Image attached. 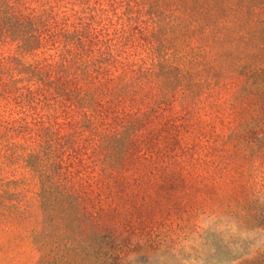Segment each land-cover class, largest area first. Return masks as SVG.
<instances>
[{"label":"trees","instance_id":"1","mask_svg":"<svg viewBox=\"0 0 264 264\" xmlns=\"http://www.w3.org/2000/svg\"><path fill=\"white\" fill-rule=\"evenodd\" d=\"M39 1L26 14L0 0V47L13 49L0 54V224L23 218L3 168L22 161L38 182L36 264H122L115 239L85 227L72 168L121 166L140 120L112 116L126 100L195 104L232 77L263 113L251 134L264 130V0Z\"/></svg>","mask_w":264,"mask_h":264},{"label":"rangeland","instance_id":"2","mask_svg":"<svg viewBox=\"0 0 264 264\" xmlns=\"http://www.w3.org/2000/svg\"><path fill=\"white\" fill-rule=\"evenodd\" d=\"M12 1L39 12V0ZM241 84L229 78L195 104L176 98L150 109L126 100L112 116L140 120L121 166L72 168L85 227L114 238L122 264H264V130L251 134L250 122L263 113L238 96ZM75 117L62 110L57 121ZM3 168L18 181L24 214L0 224V264H36L37 179L22 161Z\"/></svg>","mask_w":264,"mask_h":264}]
</instances>
